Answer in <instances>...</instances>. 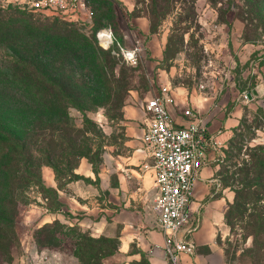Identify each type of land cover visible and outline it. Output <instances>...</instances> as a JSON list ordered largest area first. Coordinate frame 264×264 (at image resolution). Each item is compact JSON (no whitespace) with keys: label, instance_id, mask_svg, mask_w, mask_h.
I'll use <instances>...</instances> for the list:
<instances>
[{"label":"rangeland","instance_id":"rangeland-1","mask_svg":"<svg viewBox=\"0 0 264 264\" xmlns=\"http://www.w3.org/2000/svg\"><path fill=\"white\" fill-rule=\"evenodd\" d=\"M168 1L158 0L167 13L158 17L153 28V0H107L99 20L93 1L84 0L76 20L87 35L111 28L120 45L116 41L109 49L127 65L131 64L121 47L141 48L137 64L131 65L134 88L116 109L104 104L96 73L83 71L89 78L88 94L80 102L83 108L71 107L70 115L77 132L93 141L94 153L82 157L72 175L58 177L42 162L43 155L34 151L40 180L18 189L15 231L0 235V264H171L164 251L154 250L153 242L150 250L142 246L146 235L159 231L154 208L157 192L153 179L143 176L141 146L135 144L139 139L134 134L149 118L147 99L161 85L180 88L189 98L208 100L203 117L211 115L208 126L221 135L206 180L210 193L200 209L203 214L213 201L218 202L216 245L223 252V264H264V249L255 257L256 243L263 240L264 245V229L259 235L253 233L257 216L264 212V193L255 192L251 200L238 194L244 188L238 171L249 163L250 153L264 144V122H259L264 94L247 96L255 87H264V0ZM0 3L10 11L12 0ZM31 13L41 21L54 19ZM97 43L103 47L98 39ZM9 53L5 47L0 49V63L9 60ZM2 96L0 87V127L21 133L20 120L28 114L18 105L5 104ZM217 120L218 127H211ZM202 178L203 172L195 181L197 198L204 192ZM6 188L0 174L2 222L10 220L9 211L2 207ZM45 226L49 228L41 231ZM122 235L140 240L124 252ZM201 235L194 234L197 242ZM162 240L158 234L157 241ZM212 261L220 259L214 256Z\"/></svg>","mask_w":264,"mask_h":264},{"label":"trees","instance_id":"trees-1","mask_svg":"<svg viewBox=\"0 0 264 264\" xmlns=\"http://www.w3.org/2000/svg\"><path fill=\"white\" fill-rule=\"evenodd\" d=\"M92 1L99 20L100 14L106 12L107 0ZM153 1L154 28L158 17H165L167 12L162 3ZM8 8L7 12L0 7V49L5 47L11 52L9 60L0 63L2 100L5 104L18 105L20 111L28 115L20 120L21 133L0 127V174L7 187L2 207L10 216L7 222H2L0 216V235H12L15 231L12 226L19 205L18 189L40 180L34 151L43 155L42 162L51 166L58 177L72 175L82 157H92L93 141L77 132L70 115L71 107L83 108L80 102L85 101L88 94L89 78L83 71L89 69L96 73L103 89L104 104L116 109L124 104L135 80L134 67L121 63L112 53L113 48L101 47L95 33L87 35L84 26H78V19L45 14L54 19L41 21L37 14L31 13L33 11L14 3ZM261 121L264 122V115ZM238 172L244 185L239 195L251 200L255 192L264 193V144L250 153L249 163ZM231 208L236 209V206ZM263 216L264 212L257 216L255 235L264 229V219H260ZM48 228L45 226L41 231ZM51 233L47 231L46 237L50 238ZM255 246L258 251L255 257H258L264 249L263 240Z\"/></svg>","mask_w":264,"mask_h":264},{"label":"built area","instance_id":"built-area-1","mask_svg":"<svg viewBox=\"0 0 264 264\" xmlns=\"http://www.w3.org/2000/svg\"><path fill=\"white\" fill-rule=\"evenodd\" d=\"M83 2L12 0L23 9L74 19L82 12ZM96 37L106 49L117 41L111 28L99 29ZM140 50V47H121V54L128 64L135 65ZM175 104V96L168 85H161L146 101L149 124L142 141L150 161L143 164V170L152 172L154 179L157 192L154 208L164 237L162 249L171 264H182V255L194 254L197 247L193 234L199 228L200 219L195 216L197 209L193 207L195 181L201 169L212 161V153L221 143L195 107L185 105L175 116L170 110V105Z\"/></svg>","mask_w":264,"mask_h":264},{"label":"crops","instance_id":"crops-1","mask_svg":"<svg viewBox=\"0 0 264 264\" xmlns=\"http://www.w3.org/2000/svg\"><path fill=\"white\" fill-rule=\"evenodd\" d=\"M172 88V92L173 95L175 96L176 99V104L175 105H170V110L171 113L173 115H178L179 109L185 107V105H192L193 107H195L201 114L202 117L203 115H205V108H207L209 101L208 100H200V99H193V97L189 98L187 92L185 93L184 91H182L180 88H173L172 86H170ZM211 117V115L207 116V117H203L205 122H208L209 118ZM212 118V117H211ZM149 124V118L146 119V123L144 126H142L138 132H134V134L137 133V138L139 140H135V144L140 145V149L139 154L140 156L143 158V163H142V169H143V164L145 162L150 161L149 157H148V153L147 150L144 146V143L142 141V137L148 127ZM208 125V123H207ZM211 127H218V120L215 121L214 124L211 125ZM209 130L214 133L215 131L208 126ZM129 134L133 133V131L128 130ZM218 139H221V135H216ZM205 170V171H204ZM144 174L143 176L148 178V175L153 179L152 176V172L150 171H145L144 170ZM201 172H203V195L200 198L195 197V191L194 190V199H195V203L193 204V207L196 210V215L197 217H199L200 221H199V228L194 232L195 233H199L202 232L201 235V240L200 242H197L195 239V236L193 234V238L196 241V250L195 253L190 255V254H183L182 255V264L183 261L185 260L188 264H223V252L220 250V248L216 245V236H217V222L220 220V211L217 210V206H218V202L217 201H213L212 204H210V206H208V209L206 211L203 212L202 214V210L200 208H202V206H204V203L202 204V201L207 197V195H209L210 193V189H209V184L206 182L207 178H209V176H211V167H210V163L205 165L198 177H200ZM197 177V178H198ZM198 180V179H196ZM154 182V179H153ZM206 206V204H205ZM156 222H157V218H156ZM157 226H158V222H157ZM159 228V227H158ZM158 234H161L163 240L162 242L157 241V236ZM121 250L124 252H129L131 246L134 244V242H137L140 240V238L137 239V237L135 235H122L121 238ZM137 240V241H136ZM154 243V250L156 252H163L164 250L162 249V245L164 243V237L159 229V231H151L149 233V235H146L145 237V241L142 243V246L145 250L150 248V244ZM150 250V249H149ZM219 257L220 262H214L212 261L213 257Z\"/></svg>","mask_w":264,"mask_h":264},{"label":"water","instance_id":"water-1","mask_svg":"<svg viewBox=\"0 0 264 264\" xmlns=\"http://www.w3.org/2000/svg\"><path fill=\"white\" fill-rule=\"evenodd\" d=\"M264 94V87L262 85L255 87L252 91L247 93V96L252 99L254 96H262Z\"/></svg>","mask_w":264,"mask_h":264}]
</instances>
